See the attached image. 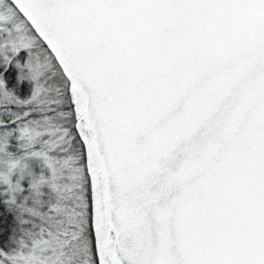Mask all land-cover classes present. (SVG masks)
Instances as JSON below:
<instances>
[{
    "label": "snow or ice",
    "instance_id": "obj_1",
    "mask_svg": "<svg viewBox=\"0 0 264 264\" xmlns=\"http://www.w3.org/2000/svg\"><path fill=\"white\" fill-rule=\"evenodd\" d=\"M0 264H264V0H0Z\"/></svg>",
    "mask_w": 264,
    "mask_h": 264
},
{
    "label": "trees",
    "instance_id": "obj_2",
    "mask_svg": "<svg viewBox=\"0 0 264 264\" xmlns=\"http://www.w3.org/2000/svg\"><path fill=\"white\" fill-rule=\"evenodd\" d=\"M11 77H12V73H9V79L11 80Z\"/></svg>",
    "mask_w": 264,
    "mask_h": 264
}]
</instances>
